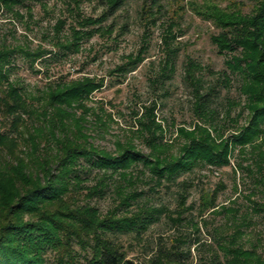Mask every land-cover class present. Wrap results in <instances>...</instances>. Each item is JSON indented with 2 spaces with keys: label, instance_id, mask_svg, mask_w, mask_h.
Wrapping results in <instances>:
<instances>
[{
  "label": "trees",
  "instance_id": "16d2710c",
  "mask_svg": "<svg viewBox=\"0 0 264 264\" xmlns=\"http://www.w3.org/2000/svg\"><path fill=\"white\" fill-rule=\"evenodd\" d=\"M42 1L46 7L48 0ZM61 1L67 5L73 22L68 28L67 19L57 20L53 37L48 38L55 52L42 45L33 49L28 44L23 47L0 43V117L4 130L0 133V264H136L112 237L141 236L162 214L174 223L193 208L186 207L191 184L185 181L179 183L184 191L179 194L182 211L176 212L177 220L166 208L145 204V193L138 190L137 182L138 175L145 176L147 171L159 187L167 183L174 186L181 176L204 167L235 168L264 185V0H248L252 5L248 13L236 3L227 8L191 3L196 15L215 27L211 41L226 57V69L214 72L188 59L185 80L192 88L198 123L192 129H177L182 143L175 153L174 146L165 139L163 124L157 123V101L144 106L142 115L135 113L139 127L127 141L117 139L113 152L95 144L92 128L108 130V120L112 121L110 114H104V107L100 109L102 114L89 105L92 96L106 86L105 77L70 80L60 76L35 92L11 81L20 58L31 71L41 75L46 71H40L38 63L46 65L78 54L84 43L95 36L111 38L115 27L104 24L127 0H105L107 9L98 18L81 12L84 0ZM165 1L145 0L138 16L144 26L142 46L136 53L124 56L123 62L109 71L110 76L126 78L137 71L147 59L154 29L160 26L162 68L150 82L157 86L172 80L177 72L183 30L181 16L178 21L169 17ZM26 2L0 0V12H12L23 19L18 8L25 7ZM28 14L33 19L31 8ZM126 29L124 26L122 31ZM207 74L216 76L215 85H206ZM235 79L244 103L228 101L226 116L221 120L213 107L216 93L218 88L230 89ZM234 107H241L236 118L231 117ZM245 113L246 124L240 125ZM91 115L93 122L89 120ZM231 123L237 128L225 138L222 127ZM134 137L144 140L150 150L148 155L138 150ZM236 151L242 160L235 164L232 156ZM95 171V186L85 185L86 175ZM116 177L118 181L111 182ZM112 184L115 205L102 214L90 200L103 199ZM220 189L202 194L199 217L203 220L208 213L234 214L226 221L228 231L214 230L216 247H207L210 254L201 257L199 264H264V248L254 245L249 249L244 242L243 228L251 222L246 224L240 210L222 207L218 211ZM249 201L252 212L264 214V202H256L251 196ZM178 248L161 252L155 264H162L165 257L174 264H186L192 257L191 247L188 252Z\"/></svg>",
  "mask_w": 264,
  "mask_h": 264
},
{
  "label": "rangeland",
  "instance_id": "374dc122",
  "mask_svg": "<svg viewBox=\"0 0 264 264\" xmlns=\"http://www.w3.org/2000/svg\"><path fill=\"white\" fill-rule=\"evenodd\" d=\"M104 1L84 0L81 12L87 17L98 18L107 9ZM144 2L145 0H127L126 5L104 24L115 27L111 38L95 36L91 41L84 43L82 51L78 54H72L68 58H56V61L46 65H42V62L38 63L37 68L40 71H46V73L36 75L29 69L25 60L20 58L11 81L35 92L42 90L48 82L56 81L60 76H67L70 80L85 76L105 77L106 86L92 96L89 105L96 112L110 114L112 121L108 120V130L100 131L98 128L91 127L93 130L90 133L95 136L93 140L95 144L113 152L117 139L127 141L126 139L131 136L132 131L139 127L136 124L135 113L140 112L142 115L144 110L141 109L144 106H149L152 102L157 101V123L163 124L166 130L165 139L174 146V153L177 152V148L182 143V140L177 137V129H192L191 127L198 123L193 109L195 98L192 88L185 80L188 59L192 58L199 64L211 68L214 72L226 69L224 64L226 57L218 53L211 41V35L216 33L215 27L197 16L191 8V3L200 7L216 5L221 8H227L231 3H236L238 6H242L246 13L252 10V5L248 0L165 1L169 17L177 20V17L181 16L183 35L180 36L179 41L182 43V48L177 59V72L172 80L154 86L150 79L155 78L162 68L161 61L164 56L160 26L154 29L147 59L137 71L130 73L126 78L109 75V71L114 70V67L123 62L124 56L136 53L142 46L144 26L140 24L138 16ZM45 5L46 7L43 6L42 0H27L25 7L18 8L20 14L24 16L23 19L17 18L12 12L2 10L0 12V43L23 47L28 44L33 49L42 45L55 52L57 49L53 47L48 38L53 37V28L57 20L67 19L69 28L73 17L67 10L64 1L48 0ZM29 8H31L33 19L29 17ZM124 26H127L125 32L122 31ZM204 80L207 86L217 83L216 76L211 74L205 75ZM238 86L239 82L235 79L230 89L218 88L213 107L220 113L221 120L226 116L228 101L241 102L243 105L244 99L238 92ZM101 107H104L103 112L100 111ZM240 112L241 107H234L231 117L236 118ZM246 116L247 113L239 120L240 125L246 124ZM89 120L93 122L94 116L91 115ZM1 121L0 117V133L4 131ZM236 128L234 123L222 127L224 137H230ZM134 140L138 150L148 155L150 150L144 140L137 137H134ZM241 160L239 152L236 151L232 156V163L236 164ZM97 173L95 171L87 174L88 180L85 185L95 186ZM138 176L140 181L137 182V187L139 191L145 193L143 198L145 204L156 209L164 207L173 212L172 216L174 220H177L176 212L182 211L179 194L184 191L179 183L185 181L191 184L187 189L186 207L193 206V208L191 211H186L182 218L174 223L170 221L168 215L162 214L160 220L150 225L149 230L141 236L120 234L112 237L114 242L122 245L126 256L134 263L155 264V259L164 250L171 252L173 248L179 247L178 250L188 252L191 247L192 257L186 264H199L201 257L210 254L207 247H216L214 230L222 228L224 232L228 231L226 221L231 220L234 214L231 212L208 213L203 220L198 215L197 209L200 206L202 194L212 193L216 189H220L221 186H224V189L219 190L218 211L222 210V207L240 210V216L246 221V224L251 222L249 226L243 228L244 242L247 248L250 249L254 245L264 248V214L252 212V204L249 201L251 196L252 200L256 202H264V185L255 183L254 179L247 177L245 172L238 169L235 171V168L216 170L204 167L181 176L174 186H169L167 183L161 187L151 181L149 171L145 176ZM115 181H118L117 177L111 182ZM113 186L114 184L107 190L103 199L95 197L90 200V203L96 206L102 214L115 205L112 196ZM203 221H206V224ZM185 241H188L189 244L184 245ZM162 264H174V262L171 258L165 257Z\"/></svg>",
  "mask_w": 264,
  "mask_h": 264
}]
</instances>
